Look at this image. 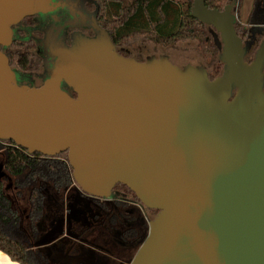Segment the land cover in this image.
Masks as SVG:
<instances>
[{"label":"water","instance_id":"95a60500","mask_svg":"<svg viewBox=\"0 0 264 264\" xmlns=\"http://www.w3.org/2000/svg\"><path fill=\"white\" fill-rule=\"evenodd\" d=\"M205 2L190 16L218 35L223 71L212 80L165 56L123 57L100 30L51 48L49 77L30 88L1 47L50 0H0V141L66 153L83 194L107 199L121 184L154 210L130 264H264V38L247 63L233 3Z\"/></svg>","mask_w":264,"mask_h":264},{"label":"flooded vegetation","instance_id":"af4514ba","mask_svg":"<svg viewBox=\"0 0 264 264\" xmlns=\"http://www.w3.org/2000/svg\"><path fill=\"white\" fill-rule=\"evenodd\" d=\"M261 2L264 9V0ZM231 3L234 5L233 1ZM50 8L46 13L35 14L13 25L12 42L1 47L5 53L14 41L21 42L26 52L39 60V65L33 70L32 58L31 65L25 70L10 67L19 86L39 87L49 77L55 62L51 48H69L80 39L94 40L103 30L96 24L97 11L89 0H50ZM234 8L232 13L236 23L238 18ZM252 26L257 27V32H250ZM246 34L242 43L248 47L245 57L249 58L252 53L251 59L245 60L250 63L264 38V18L263 23L247 26ZM130 48L115 47L119 55L123 56L119 51H124L127 56L123 57L138 61L139 57L128 51ZM196 67L209 74L205 68ZM221 70L214 78L222 74ZM65 90L68 93L71 91ZM5 184L11 193L10 179ZM73 185L74 182L62 191H55L50 185L44 186L42 215L32 228L27 218L28 202L25 210L21 206L16 207L22 196L17 197L12 191L14 208L20 214V230L28 239L32 251L44 264H130L145 240L148 223L156 212L134 199L132 192L116 186L109 198L103 199L83 194L76 185L72 190ZM54 236V241L46 243Z\"/></svg>","mask_w":264,"mask_h":264},{"label":"trees","instance_id":"16d2710c","mask_svg":"<svg viewBox=\"0 0 264 264\" xmlns=\"http://www.w3.org/2000/svg\"><path fill=\"white\" fill-rule=\"evenodd\" d=\"M96 8V24L106 31L116 48L132 47L137 42H150L167 48L177 41L193 40L200 45L203 57L211 56L216 69L215 74L223 69L219 60L221 45L214 30L190 16L193 0H89ZM234 2L238 21L234 27L238 37L244 41L249 25L263 23L264 9L262 0H254L253 10L247 16L246 25L240 23L239 8L241 0H206L208 9L222 11L225 6ZM234 8V9H235ZM248 48V47H247ZM123 56L126 52L119 51ZM10 67L25 70L31 65L37 68L39 60L30 56L23 43L14 41L5 52ZM252 55V53H251ZM249 58L245 60L249 61ZM138 61H141L138 59ZM215 74H208L210 80ZM74 97V94L69 91ZM0 252L17 264H44V261L32 251L28 239L20 230V214L14 208L12 195L22 196L28 191L27 218L32 228L42 215L45 185L55 191H62L72 185V169L67 161V154L45 157L40 154L27 155L12 141H0ZM10 179L12 184L9 197L4 185ZM116 188L131 191L124 185ZM14 190V192H12ZM136 199V197H134Z\"/></svg>","mask_w":264,"mask_h":264},{"label":"rangeland","instance_id":"374dc122","mask_svg":"<svg viewBox=\"0 0 264 264\" xmlns=\"http://www.w3.org/2000/svg\"><path fill=\"white\" fill-rule=\"evenodd\" d=\"M176 1L182 2L183 0ZM253 7L254 0H241L239 8L240 23L246 25L247 15L253 10ZM256 29V26H252V28H250V32H257ZM128 51L131 55L139 57L141 61H144L149 57L159 58L165 56L171 63L178 67H183L185 65H192L195 67L199 66L208 70L209 74H215L216 66L214 61L211 59V56L208 55L207 58L203 57L200 45L193 40L187 39L177 41L173 46L167 48L155 45L150 42H137L133 44V46L128 49ZM217 74H215V76ZM4 185L6 186V184ZM74 188H76L75 185H73L72 190H74ZM6 192L10 197L11 194L8 188H6ZM27 199L28 191L26 190L23 192L22 197L17 201L16 207L21 206L22 209L25 210L27 208ZM41 221L42 219L40 220L39 225H41ZM108 246L111 247L110 244ZM111 248L113 249V247Z\"/></svg>","mask_w":264,"mask_h":264},{"label":"crops","instance_id":"0c3cea01","mask_svg":"<svg viewBox=\"0 0 264 264\" xmlns=\"http://www.w3.org/2000/svg\"><path fill=\"white\" fill-rule=\"evenodd\" d=\"M239 20H240V16H239ZM0 264H17V263L12 262L5 254L0 252Z\"/></svg>","mask_w":264,"mask_h":264}]
</instances>
